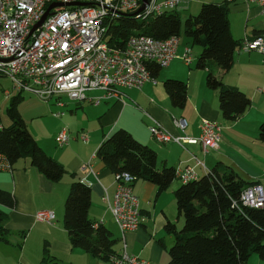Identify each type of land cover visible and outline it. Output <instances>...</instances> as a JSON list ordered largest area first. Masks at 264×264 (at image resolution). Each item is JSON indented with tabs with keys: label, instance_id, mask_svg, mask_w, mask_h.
<instances>
[{
	"label": "crops",
	"instance_id": "crops-1",
	"mask_svg": "<svg viewBox=\"0 0 264 264\" xmlns=\"http://www.w3.org/2000/svg\"><path fill=\"white\" fill-rule=\"evenodd\" d=\"M193 4H197L195 10L200 9V1L194 0L182 11H188ZM228 16L232 35L237 41L264 35V16L260 7L250 0H237L229 4ZM183 36H180L178 58L171 62L165 73L161 71L159 76L153 78L156 83L148 82L142 90H122V99L104 101L98 106L90 102L66 100L65 111H69L71 116L61 121L69 127H63L69 130L71 141L68 146L60 148L56 143L57 133L63 128L58 132L57 127L52 133L54 137L50 139L44 140L34 135L46 153L64 166L66 174L60 182L48 180L29 159L12 165L11 171L0 172V188L11 193L15 199L14 208L0 205V210L8 214L6 228L10 231L8 242L0 241V264H112L111 259L96 258L71 245L64 226V215L70 186L75 181H84L91 187L89 218L95 223L103 222L112 232L116 240L115 254L122 253L126 247L128 254L153 264L169 263V252L175 238L166 228L169 223L176 225L177 230L183 226L175 197V191L182 183L176 179L167 190L159 193L156 185L137 179L133 191L140 198L142 225L138 231L122 235L104 200L106 196L109 200L113 199L117 189L116 176L105 170L104 164L97 158V150L103 140L120 129L129 131L139 142L157 152L159 169L194 166L199 176H203L204 169L196 166L195 156L208 170L218 163H225L243 178L257 182L264 188V143L259 139V126L264 122V93L257 91L264 88V54L246 53L239 48L235 53V64L229 72L212 66L224 84L239 88L252 102L248 111L237 120L239 124L224 123L218 92L207 86L206 71L193 67L194 56L190 65L182 59L185 49L190 47L188 42L192 43L189 38L185 41ZM231 74L232 77H229ZM168 79L184 81L188 85V100L182 110L173 106L165 91L163 83ZM159 80L162 85L158 83ZM0 91L4 93H0L4 102L0 109H7L18 93L13 89L12 82L2 84ZM94 93L97 95L92 97L101 95L99 91ZM176 119L187 123L184 131L174 124ZM203 120L217 123L221 135L218 149H210L207 154L198 144H184L181 147L173 142L160 143L150 131L156 121L173 136L196 139L201 135ZM71 129L75 132H71ZM82 134L88 137L87 142L81 139ZM53 139L55 145L52 146ZM42 211L55 213L54 225L36 219L37 213ZM248 264L263 263L252 256Z\"/></svg>",
	"mask_w": 264,
	"mask_h": 264
},
{
	"label": "trees",
	"instance_id": "trees-1",
	"mask_svg": "<svg viewBox=\"0 0 264 264\" xmlns=\"http://www.w3.org/2000/svg\"><path fill=\"white\" fill-rule=\"evenodd\" d=\"M229 4L232 3L226 0L223 3H204L199 14L189 16L184 26L181 11H166L146 19L126 15L113 23L108 42L113 47H123L130 36L145 35L167 40L185 35L193 45L202 48L197 68L206 71L207 86L218 92L223 119L235 122L248 111L252 102L239 88L224 84L212 68L215 66L229 72L235 64L236 51L243 45L232 35ZM260 36L264 37H256ZM149 70L153 78L162 71L155 64L149 65ZM163 86L173 106L184 109L188 100L187 83L168 79ZM23 100L24 97L18 94L6 109L11 124L0 126V154L11 165L29 159L48 180L60 182L66 170L46 153L28 129L19 111ZM259 139L264 143V122L259 126ZM97 158L105 170L115 175L128 173L138 180L148 181L158 187L159 193L167 190L177 179L176 169H159L157 152L125 129L115 131L103 140L97 150ZM254 186L263 187L243 178L225 163H218L196 181L182 183L175 191V197L179 217L184 222L179 230L174 224L167 225V232L175 238L168 264H248L253 255H257L264 264V207L253 208L242 200L243 192ZM91 196L92 190L87 183L75 181L71 184L65 203L64 226L73 248L109 260L117 255L114 251L116 240L103 222L90 220ZM0 205L15 206L13 195L1 188ZM7 220L8 214L0 210L2 242L9 239ZM47 256L46 251V260Z\"/></svg>",
	"mask_w": 264,
	"mask_h": 264
},
{
	"label": "built area",
	"instance_id": "built-area-1",
	"mask_svg": "<svg viewBox=\"0 0 264 264\" xmlns=\"http://www.w3.org/2000/svg\"><path fill=\"white\" fill-rule=\"evenodd\" d=\"M193 1L152 0L136 16L146 19L166 11H182ZM226 1L234 3L237 0ZM250 1L260 7L264 16V0ZM73 2L86 5L55 8L44 24L32 32L51 4ZM141 6L142 0H0V76L9 78L19 95L29 94L52 103L56 107L53 116L57 119L66 115L64 98L98 106L104 101L122 99L124 95L120 89L142 90L146 83H156L149 65L164 69L178 58L180 37L159 40L136 35L130 36L123 47L111 46L108 37L113 23L123 16L135 15ZM241 50L264 54V37L245 38ZM182 59L187 65L193 62L190 47L185 49ZM96 91L101 95H88ZM258 92L264 93V88H259ZM174 124L183 131L187 125L177 119ZM150 131L160 143L173 142L181 147L198 144L204 154L210 149H218L221 141L220 127L209 120H203L201 135L196 139L173 136L156 121ZM81 139L88 141L85 134ZM70 141L69 130L63 128L56 137L58 147L64 148ZM193 159L205 173L209 171L197 157L193 156ZM11 170V163L0 154V172ZM115 176L114 197L109 200L106 196L104 200L120 232L125 235L138 231L142 225L141 202L133 191L137 179L128 173ZM176 176L183 184L199 179L194 166L176 169ZM242 200L250 207L263 208L264 188H247ZM36 219L54 225L56 217L52 211H42L37 213ZM110 259L112 264H153L128 254L126 247Z\"/></svg>",
	"mask_w": 264,
	"mask_h": 264
},
{
	"label": "rangeland",
	"instance_id": "rangeland-1",
	"mask_svg": "<svg viewBox=\"0 0 264 264\" xmlns=\"http://www.w3.org/2000/svg\"><path fill=\"white\" fill-rule=\"evenodd\" d=\"M199 1L201 3L199 8L201 9V6H202L203 3H210V2H213L214 0H199ZM195 5H197V4H193L192 6H190L188 11L184 10V11L180 12V17H181V21L183 23V26H184V23L186 22V20L189 18V16L198 15L199 14L200 9L195 10ZM183 39L185 41L189 40L185 36H183ZM188 43H189V45H190V47L192 49L193 56L195 57V63L193 65V67L195 69H197V63H198V59H199V56L201 54L202 48L200 46H198V45H193L191 42H188ZM237 57H238V55H237ZM162 72L165 73L166 72V68H164L162 70ZM232 75L233 74H231L229 77H232ZM11 82L12 81L9 78L0 76V87L2 86V84L4 86V85L10 84ZM158 83L162 85L160 80L158 81ZM231 86H233V85H231ZM3 88L7 89L6 87H3ZM122 90L124 92L127 91V89H120V91H122ZM0 93L4 95V93H2L1 91H0ZM93 93L94 92L88 93V95H90V97L94 96V95H97V93H94V94ZM1 94H0V106L2 104H4L3 100L1 99L2 98ZM22 97H24V100H23V102L21 103V105L19 107V111H20L22 117L24 118V120L26 121L28 129L33 134V136L34 135L38 136V137H40L41 139H44V140L45 139H50V138L54 137V134L52 135V133H54V131H55V129L57 127L59 128L58 132L63 127H68L66 122L61 121V120H65V119H67L68 117L71 116L69 111L66 112V115L62 119H57V118H55L53 116V112L55 111V109H54V107H51L50 103L44 102V101L40 100L38 97L33 96V95H29V94H24ZM64 99H65V101L68 100L67 98H64ZM87 102L88 101H85V103H87ZM86 105H88V104H86ZM0 118H1L0 126L7 127V126H9L11 124V120L7 116L6 107L3 108V109H0ZM33 121H35L34 124H32ZM224 123H230V121L224 120ZM231 123L232 124H234V123L239 124L240 121H235L234 123L233 122H231ZM31 124H32V127L30 128ZM71 132H75V131L71 129ZM57 135H58V133H57ZM55 139H53L52 146L55 145L54 144ZM177 181H178V183H180L179 180H177ZM253 257H257L259 259V257L257 255H253Z\"/></svg>",
	"mask_w": 264,
	"mask_h": 264
},
{
	"label": "water",
	"instance_id": "water-1",
	"mask_svg": "<svg viewBox=\"0 0 264 264\" xmlns=\"http://www.w3.org/2000/svg\"><path fill=\"white\" fill-rule=\"evenodd\" d=\"M152 0H142V6L141 8L135 13V15L137 14H140L141 12H143L146 7L151 3ZM82 5H86L84 3H76V2H73V3H67V4H64V3H54V4H51L49 6V8L47 9V11L45 12V15L43 16L42 20L33 28L32 32H34L37 28L41 27L44 22L47 20L48 16L51 15V11L55 8H63V7H71V6H82Z\"/></svg>",
	"mask_w": 264,
	"mask_h": 264
}]
</instances>
